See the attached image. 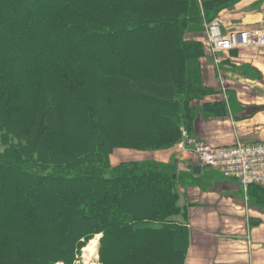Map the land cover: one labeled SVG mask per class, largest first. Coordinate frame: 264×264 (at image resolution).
<instances>
[{
	"label": "rangeland",
	"instance_id": "rangeland-1",
	"mask_svg": "<svg viewBox=\"0 0 264 264\" xmlns=\"http://www.w3.org/2000/svg\"><path fill=\"white\" fill-rule=\"evenodd\" d=\"M41 1L33 0V4L31 2L29 5V9L35 13L34 15L41 12ZM109 1H116L119 4L120 2H127L126 0ZM0 2L2 8L6 7L7 9L0 19L2 26L8 27L11 23L19 26L17 21H26L21 9L9 10L13 1L0 0ZM169 3H171L170 6ZM164 4L167 5L166 7L180 11L189 7H192L193 10L194 7L197 8V14H195V10L194 14L190 15H186L187 9L184 11L185 16L173 26L179 31L176 32L173 28L175 33H171L170 30L161 29L156 39H169V44L175 46L170 56L174 62L180 59L177 56L182 58L185 64L184 75L186 77L193 75L194 71L200 73L201 69L204 70L208 64L213 66H211L214 74H212L214 76L213 83L211 87L200 86L203 87V92L194 90L196 87L195 79L189 78L188 83H181V90L175 88L176 95L173 99L165 102L164 106H160L161 104L154 99L152 104L150 102L151 106L146 105L148 102L136 101L133 104L128 103L123 108L119 103L112 104L108 101V94L115 95V92L113 93L115 86L110 85L109 90H104L103 88H108V85L106 79L102 78L98 71L74 66L65 70L60 80L59 75L65 68L62 53L54 56V61L50 62L51 74L57 75L59 72L58 78L48 79L47 72H41L36 64L18 61L6 65L0 74V95L2 96L5 92V96L7 93L10 98H13L10 102L12 109L9 108L11 113L6 124L20 130L22 136L18 139L6 137L0 129V158H11L7 152L12 150H17L20 153V146L26 145L23 138L29 128L36 121L42 120L44 116L47 117L45 122L52 126L57 124L61 127L69 126L68 118L63 110L58 113L52 112V117L47 115L45 111L50 106H58L62 109L81 95L87 100L88 108L85 107V109L89 110L91 116V123L87 125L86 134L93 135L92 131L99 132L108 137L112 143L107 154L105 166L108 168L107 170H112L115 175L119 169L126 170L128 168L134 176L148 167H159L163 170V178L154 180L155 182L151 180L144 182L136 178L144 184V187L148 184L158 183L159 186L168 190L164 192L167 193V198L162 197L163 212L166 216L164 218L166 221L163 223L171 229L169 232L165 231L161 238L147 247L154 253H158L160 248L168 249L169 252L173 250L175 243L173 238L176 230H179V227L185 229L186 232L189 230L187 220L190 207L200 200L198 197L206 193L208 186L211 187L222 181L221 178L217 177L216 172L207 171L208 167L203 168L205 172L202 171L199 176L191 174L187 165H199L198 157L191 151L194 145H187L183 150L178 147V143L184 138L203 141L213 147L234 146L237 143H264V140L259 139V137L254 140H244L245 137L257 132L262 133L264 130V112L257 111L264 109V0H166ZM110 6L106 4L105 0L102 3L70 4L71 8H80L81 14L76 15L79 19V25L103 24L106 16L108 17L117 11L119 23L114 26V30L116 29L119 33L124 31L136 35L135 31L139 32L142 28L148 27H151L149 29L151 32H155L156 25L140 16V14L145 16L157 14L158 12H155L154 9L146 7L144 11L140 8H134L135 14H133L128 10V12H121L118 7L112 11L113 7ZM214 22H217L219 26L220 36L231 40V45L227 49H216L208 41V28ZM18 39L24 41L23 38L18 37ZM180 46L184 48L182 54L176 52ZM134 69L135 75L141 73L155 74L153 70L145 71L141 67H134ZM192 69L193 72H191ZM70 70L72 71L69 74ZM74 78L75 82L73 83ZM170 81L173 84L176 83L175 80ZM10 84L12 88H6ZM73 84L76 87H71ZM231 91L234 95L230 94ZM212 94H214L212 97L216 95L218 96L216 99H221L218 103L219 106H214L218 101L208 102L206 105L204 101L202 102L205 97H210ZM168 127L170 130L176 129V134H172L176 140L173 144L170 142L166 146L157 147L158 142L163 140L159 136L160 130H169ZM52 128L47 129V132L43 134L44 141L50 148L48 150L49 160H51L53 152H59L53 153V158L54 154H60L57 156L68 157V161H79L83 152L87 151L88 143L85 140H76L75 138L68 140L67 132L71 131L70 128H66L65 131L60 127ZM96 132L95 134L98 135ZM70 134L72 137L76 135L73 131ZM102 148L106 149L104 146ZM99 150L102 153V149ZM15 159L24 165L25 170L30 172L35 169L40 171L39 168H57V170L64 168L60 165L38 167L34 155L28 157L18 155ZM183 160L188 161L187 165L182 164ZM83 165L85 167L82 171H85L87 166L95 167L94 164ZM66 170L69 176H79L76 170ZM45 172L41 173L44 174ZM48 173L46 172V174ZM171 173L176 174L174 179H170ZM149 179L147 178V180ZM27 181L31 182V180ZM81 181L85 182L86 187L98 183V180L91 179ZM42 183L39 185L37 181L31 182L32 188L44 189L47 197L50 196L51 190H54L55 187L65 188L64 182L58 180H45ZM11 185L14 187L13 184ZM250 186L253 185L242 186V188L246 189ZM141 200L144 202V198ZM14 239H18L19 244L28 245L24 250L18 251L19 255L25 256V262L27 260L38 262L44 255L49 256V250L50 258L57 260L55 264H107V262H113L107 261L106 256L103 255L107 244H105L103 234L100 232H91L87 238L82 240V244L75 255L71 259H63V261L61 260L63 257L45 240L15 232L11 233L0 227V245L5 248V250H0V264L19 263L11 262L10 245ZM94 239H97L96 251L94 255L88 258L85 249ZM109 242L113 243L112 241ZM109 249L114 251L111 246ZM150 259L156 264L159 263L155 257ZM115 261L116 264L122 262L118 259ZM174 262L173 253H171L168 264H174Z\"/></svg>",
	"mask_w": 264,
	"mask_h": 264
},
{
	"label": "trees",
	"instance_id": "trees-1",
	"mask_svg": "<svg viewBox=\"0 0 264 264\" xmlns=\"http://www.w3.org/2000/svg\"><path fill=\"white\" fill-rule=\"evenodd\" d=\"M11 1L13 4L9 10L21 9L26 21H17L19 26L11 23L8 27L2 26L0 22V74L6 65L18 61L36 64L41 72H47L48 79L58 78L59 72L57 75L51 74L50 62L54 61V56L62 53L65 68L59 75L60 80L64 71L74 66L98 71L108 85V88H103L104 90H109L110 85L115 86L113 88L115 95L108 94V101L112 104L119 103L123 108L128 103L133 104L136 101L148 102L146 105L151 106L150 102L152 104L154 99L161 104L160 106H164L165 102L176 95L175 88L181 90V83H188L191 78L190 73L189 78L184 75L185 64L180 56L177 58L181 60L176 62L172 60L170 53H173L172 49L175 46L169 44L170 40L156 39L161 29L175 33L173 26L185 16L184 11L187 8L180 11L166 7L167 5L164 4L166 0H126L127 2L120 4L105 0L107 5L112 4L110 6L113 7L112 11L118 7L121 12L130 11L135 14L134 8L145 11L146 7H149L158 12L151 16L140 14L141 17L146 18V21L156 25L155 32H151L149 30L151 27H148L142 28L139 32L135 31L136 35H132L129 32L119 33L114 30V26L119 23L117 11L106 16L103 24L79 25L76 15L81 14L80 8H71L70 4L102 3L103 0H42L41 12L38 15H34L35 13L29 9L33 0ZM168 5L170 6L171 3ZM3 8L0 5V19L7 11L6 7ZM194 10L197 14V8L194 7ZM194 10L189 7L186 15L194 14ZM174 31L179 30L174 28ZM18 37L23 38L24 41L19 40ZM176 52L182 54L184 48L180 46ZM134 67H141L145 71L153 70L155 74L135 75ZM170 80H175L176 83L173 84ZM71 87L76 86L73 84ZM6 88H12V85ZM4 96L5 92L0 95V129L6 137L22 138L20 130L6 124L11 113L9 108L13 98L7 93ZM218 103L216 102L214 106H219ZM85 107L88 108V103L81 95L62 109L58 106L47 107L45 113L51 117L52 112L58 113L63 110L69 126H62L63 128L58 124L52 126L45 122L47 117L44 116L29 128L23 138L26 145L20 146V153L12 150L7 152L11 157L7 158L11 160L0 158V227L11 233L45 240L63 257L61 260L71 259L80 248L82 240L91 232H100L107 244L103 255L106 256L107 261H113L107 264H116L114 261L117 259L122 260L117 264H156L150 259L152 257L158 259V264H168L171 253L174 264H182L188 244V232L183 228L179 227L175 232L172 251L160 248L158 253H154L147 248L161 238L165 231L169 232L171 229L163 223L166 221L164 219L166 216L163 212L162 197L167 198V193L164 192L168 190L158 183L148 184L145 187L141 183V181L155 182L154 180L162 179L163 170L159 167H148L144 171H139L137 176L131 174L128 168L119 169L115 175L112 170H107L108 168L105 167L107 154L112 143L108 137L99 132L92 131L93 135L86 134L91 116ZM59 127L64 131L66 128L71 129L67 132L68 140L75 138L88 143V149L83 152L79 161H68V157L57 156L60 154H54L53 158V153L59 152H53L49 160L50 148L44 141L43 134L47 129ZM72 131L76 134L73 137L70 134ZM174 133L176 134V129H161L159 136L163 140L158 142L157 147L166 146L170 142L173 144L176 140L172 135ZM99 149H102V153ZM18 155L24 157L34 155L38 167L60 165L64 168L62 170L39 168L40 171L35 169L30 172L15 159ZM83 164H94L95 167L87 166L86 170L82 171L85 167ZM66 169L76 170L79 176H69ZM43 171L49 173L42 174ZM175 177V173L170 174V179ZM84 179L98 180V183L86 187L85 182L81 181ZM27 180L37 181L39 185L45 180H58L64 182L65 188L55 187L47 197L44 189H33L31 182ZM18 241L14 239L11 242V262H19L18 264L57 262L56 259L50 258V250L49 256L44 255L38 262L35 260L25 262V256L19 255L18 251L24 250L28 245L19 244ZM110 246L114 251L109 249ZM1 249L5 250L2 245H0Z\"/></svg>",
	"mask_w": 264,
	"mask_h": 264
},
{
	"label": "crops",
	"instance_id": "crops-1",
	"mask_svg": "<svg viewBox=\"0 0 264 264\" xmlns=\"http://www.w3.org/2000/svg\"><path fill=\"white\" fill-rule=\"evenodd\" d=\"M211 66L208 64L200 73L194 71L191 75L197 92L211 87L214 80ZM230 94L234 95L232 91ZM213 95L202 102L205 105L220 102L221 99ZM257 111L262 113L264 109ZM257 137L264 140V130L244 140ZM187 162L183 160L182 164L187 165ZM192 166L188 164L187 168ZM204 169L199 173L190 172L199 176ZM217 177L222 181L208 186L206 193L189 209V240L182 264H264V189L257 186L245 189L234 180L223 179L219 174Z\"/></svg>",
	"mask_w": 264,
	"mask_h": 264
},
{
	"label": "built area",
	"instance_id": "built-area-1",
	"mask_svg": "<svg viewBox=\"0 0 264 264\" xmlns=\"http://www.w3.org/2000/svg\"><path fill=\"white\" fill-rule=\"evenodd\" d=\"M208 41L216 49H227L231 45L230 39L220 36L217 22L211 23L208 28ZM187 145H194L191 151L202 167H208L224 179L234 180L243 187L253 185L264 189V143L213 147L187 138L178 143L183 150Z\"/></svg>",
	"mask_w": 264,
	"mask_h": 264
},
{
	"label": "bare ground",
	"instance_id": "bare-ground-1",
	"mask_svg": "<svg viewBox=\"0 0 264 264\" xmlns=\"http://www.w3.org/2000/svg\"><path fill=\"white\" fill-rule=\"evenodd\" d=\"M96 238H98V236H96ZM96 243H97V239L92 240L87 248L85 249V251L87 252V257L89 258L90 256L95 254L96 251ZM89 262V261H88Z\"/></svg>",
	"mask_w": 264,
	"mask_h": 264
},
{
	"label": "water",
	"instance_id": "water-1",
	"mask_svg": "<svg viewBox=\"0 0 264 264\" xmlns=\"http://www.w3.org/2000/svg\"><path fill=\"white\" fill-rule=\"evenodd\" d=\"M201 168H204V167H201L200 165H195V166L192 167V172L193 173H198Z\"/></svg>",
	"mask_w": 264,
	"mask_h": 264
}]
</instances>
